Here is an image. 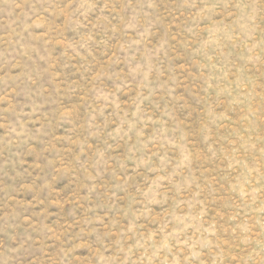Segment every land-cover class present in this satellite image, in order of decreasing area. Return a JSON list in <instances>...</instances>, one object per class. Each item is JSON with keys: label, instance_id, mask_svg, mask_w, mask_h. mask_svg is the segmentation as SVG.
Returning a JSON list of instances; mask_svg holds the SVG:
<instances>
[{"label": "rangeland", "instance_id": "rangeland-1", "mask_svg": "<svg viewBox=\"0 0 264 264\" xmlns=\"http://www.w3.org/2000/svg\"><path fill=\"white\" fill-rule=\"evenodd\" d=\"M0 264H264V0H0Z\"/></svg>", "mask_w": 264, "mask_h": 264}]
</instances>
